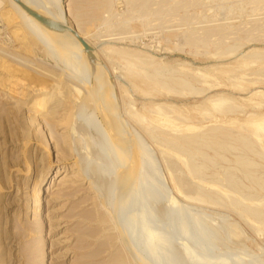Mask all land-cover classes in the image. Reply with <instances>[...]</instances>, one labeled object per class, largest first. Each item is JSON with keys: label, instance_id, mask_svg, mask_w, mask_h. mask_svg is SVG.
<instances>
[{"label": "rangeland", "instance_id": "374dc122", "mask_svg": "<svg viewBox=\"0 0 264 264\" xmlns=\"http://www.w3.org/2000/svg\"><path fill=\"white\" fill-rule=\"evenodd\" d=\"M97 1L21 0L47 25L0 4V264H112L120 252L129 264H264V222L242 211L264 213V190L235 164L239 151L198 176L188 153L161 140L213 125L243 134L263 153L249 158L264 178V127L252 132L264 120V0H109L88 21ZM137 54L149 73L158 67L194 90H153L132 74ZM33 72L44 84H31ZM54 76L61 93L49 125L25 103ZM100 78L115 92L110 104L87 98ZM219 97L233 110L215 112Z\"/></svg>", "mask_w": 264, "mask_h": 264}, {"label": "bare ground", "instance_id": "6f19581e", "mask_svg": "<svg viewBox=\"0 0 264 264\" xmlns=\"http://www.w3.org/2000/svg\"><path fill=\"white\" fill-rule=\"evenodd\" d=\"M19 1H21V0H19ZM3 2V0H0V4ZM12 7H15L16 8V10H17V12H18V14L20 15V17H22L24 20H29V15L26 13L27 11L16 1V0H12ZM135 3V2H134ZM111 5V4H110ZM95 8H96V10L94 11V12H92V14H90V16L87 18L86 16V18H87V20L88 21H94V20H97L98 18H99V15H100V11L101 10H104V9H106L107 10V8H109V0H98L97 1V3H95ZM111 8V7H110ZM111 10V9H110ZM110 10H109V12H110ZM91 11V10H90ZM108 12V11H107ZM89 13V12H88ZM88 15V14H87ZM101 16V15H100ZM22 18H21V20H22ZM101 18V17H100ZM25 22V21H24ZM26 26H27V24L26 23H24ZM28 27V26H27ZM218 32H220V31H218ZM211 34V33H210ZM4 37V36H3ZM201 37V36H200ZM194 40V39H193ZM238 40V39H237ZM195 41V40H194ZM189 46V45H188ZM112 47H109L108 49H111ZM117 48L118 47H116V51H120V49H118L117 50ZM104 50H106L105 48H103ZM113 49H114V47H113ZM234 49V48H233ZM233 49H229V51L231 52V51H234ZM115 50V49H114ZM113 50V51H114ZM110 51H112V49L110 50ZM228 51V52H229ZM130 52V51H129ZM132 52V51H131ZM226 52H227V50H226ZM225 52V53H226ZM229 52V54H231ZM237 52V51H236ZM120 53H125V51H123V49H121V51H120ZM135 53H136V51H135ZM224 53V54H225ZM50 54V53H49ZM132 54H134V53H132ZM140 54V53H139ZM128 55V54H127ZM143 55V54H142ZM222 55V54H221ZM51 56H52V54H51ZM115 56V55H114ZM129 56V55H128ZM131 56H133V55H131ZM131 56H129V57H131ZM139 56H141V55H139ZM138 56V54H137V56L136 55H134V57L133 58H135L136 59V62H134V63H131L130 64V66H134L135 68H133V70H131L132 71V74L133 75H137V74H142V76H141V80H143V76L146 78V77H148L149 79H151V81L153 80L154 82H149L148 81V83L151 85L152 83L154 84V83H158V84H160V85H162V86H164V87H166V86H168V87H172V86H174L175 88L177 87V88H187V89H191V90H194V88L191 86V84L187 81V80H185V79H183V78H180V77H178V76H171V77H168L167 78V76L165 77V75L162 73V69H159L158 67L156 68V67H154V68H152V67H149L148 65V67H149V70H150V68H151V70H150V73L148 72V71H146V69H144V67L146 66L145 64H147L146 63V61L148 62L149 60H147V56L145 55V58H141V57H139ZM150 57V56H149ZM132 58V57H131ZM152 59V58H151ZM153 60V59H152ZM134 61V60H133ZM153 62V61H152ZM151 62V63H152ZM33 64V63H32ZM140 64H143V65H141L140 66ZM21 65H24V66H26V64H23L22 62H21ZM145 65V66H144ZM150 65H152V64H150ZM30 66V65H29ZM144 66V67H143ZM162 66V65H161ZM27 67V66H26ZM143 67V68H142ZM163 68V67H162ZM23 69V68H22ZM17 70V69H16ZM19 70V69H18ZM17 70V71H18ZM32 70V69H31ZM147 70H148V68H147ZM17 71H15L14 73L15 74H17ZM21 71V73L20 74H22L23 76L25 75V73H27V75L26 76H28V75H30V74H28V72H26V69H25V71H24V69L23 70H20ZM19 71V72H20ZM28 71V70H27ZM130 71V72H131ZM36 72V71H35ZM35 72H33V73H31V74H34ZM69 72V71H68ZM67 72V73H68ZM30 73V72H29ZM64 73V72H63ZM143 73H144V75H143ZM38 75V73H35V75ZM70 74V73H69ZM12 75V74H11ZM35 75L34 76H31V77H33V78H31V84H32V79L34 80V81H37L38 82V84L40 83H42V84H44L43 83V81H42V77H41V79L40 78H38L39 76H37L36 75V77H35ZM40 75V74H39ZM128 75H131L130 73L128 74ZM132 76V75H131ZM139 76V77H140ZM135 77H137V76H135ZM23 78V77H22ZM131 78V77H130ZM133 78V77H132ZM131 78V79H132ZM25 79H26V77H25ZM137 79H139V78H137ZM43 80H44V78H43ZM134 80H136V78H134ZM146 80V79H145ZM145 80L143 81V82H145ZM148 80V79H147ZM140 81V80H139ZM30 82V81H29ZM81 82H83V81H81ZM100 87H99V91H100V93L99 94H95L94 96H93V87H91V86H89L88 87V90H87V88L86 87H84V89H85V91H86V93H87V98H89V96H91L93 99H98L102 104H110V103H112L113 101H115L114 99H115V92L113 91V87L110 85V83L109 82H107V81H105V80H103V79H101L100 78ZM148 83H145V85L146 84H148ZM37 84V83H36ZM77 84V83H76ZM139 84H141V85H144V84H142V81L139 83ZM157 84V85H158ZM33 85H34V83H33ZM47 86H45V87H41V88H43V90H39V92L37 93L36 92V98H34L31 102H26L25 104H27V105H29L30 104V109L31 110H33L35 113H38V114H42V119L44 120V122L45 123H48L49 125H50V123H54V121H55V119H54V116L52 115L53 113H54V109L55 108H57V103H59L60 101H59V97H58V95H56V93H55V91H54V89L56 88V87H59V86H57L56 85V78H55V76H54V78L50 81V82H48L47 84H46ZM66 85H69V84H66ZM78 85V84H77ZM77 85H75L74 87H73V90L75 91V93H77L76 94V98H77V95H78V97L79 96H81V95H85L86 96V94L85 93H83V91H82V89L80 88V86H77ZM83 85V84H82ZM86 85V84H85ZM85 85H83V86H85ZM150 85H148V86H150ZM72 86V85H71ZM137 86H138V84H137ZM136 86V87H137ZM13 87H14V85H13ZM151 87V86H150ZM149 87V88H150ZM153 87H154V89H153ZM153 87H151L153 90H155V84H154V86ZM158 87V86H157ZM144 88H146V87H144ZM148 88V89H149ZM150 88V89H151ZM56 89H58V88H56ZM55 89V90H56ZM53 90V91H52ZM139 90V89H138ZM152 90V91H153ZM175 90H177V89H175ZM174 90V91H175ZM5 91V90H4ZM7 92H9L10 94H12L13 96L15 95L16 96V94L18 93V90H16L15 88H12L11 86L10 87H8L7 86V90H6ZM57 91V90H56ZM6 92V93H7ZM59 92H60V87H59ZM140 92V91H139ZM149 92H150V90H149ZM165 92H167V91H165ZM30 93V92H29ZM61 93V92H60ZM71 93V92H70ZM142 93V92H141ZM144 93V92H143ZM151 94V93H150ZM170 94V93H169ZM145 95H148V94H145ZM211 96V95H210ZM85 98V97H84ZM90 99V98H89ZM88 99V100H89ZM95 99V100H96ZM84 100H86V99H84ZM25 101V100H24ZM87 101V100H86ZM214 101H215V103H214V106H215V108H216V110L217 111H215V112H218L219 111V113L221 112H227V111H232L233 110V107L235 106H232L233 104H232V102H231V104L228 102V99H226L225 97H219V98H216V99H214ZM234 102V101H233ZM75 103V102H74ZM77 103H78V101H77ZM82 103V102H81ZM83 104V103H82ZM81 106H83V105H81ZM108 107H111L110 105L109 106H107L106 108H108ZM72 109V108H71ZM99 110H100V113L103 115V116H107V111L105 112V110L103 109V108H98ZM129 109V108H128ZM162 109V108H161ZM163 109H164V107H163ZM162 109V110H163ZM161 110V111H162ZM178 110V109H177ZM126 111V110H125ZM170 111V110H169ZM173 111H174V109H173ZM172 111V112H173ZM180 111V110H179ZM214 111V110H213ZM42 112H45V113H42ZM81 112V111H80ZM128 112V111H127ZM133 112V111H132ZM178 112V111H177ZM179 113V112H178ZM125 114V113H124ZM132 114V113H131ZM77 115H78V112H77ZM176 115V114H175ZM132 116V115H131ZM168 116V115H167ZM263 116V115H262ZM135 117V116H134ZM180 117V116H179ZM253 117V116H252ZM259 118H261V116H258ZM137 118V117H136ZM131 119H132V117H131ZM134 119V118H133ZM138 119V118H137ZM179 119V118H178ZM181 120V119H180ZM262 120V119H261ZM37 121V120H36ZM253 123V122H252ZM140 124V123H139ZM263 124H264V120L263 121H260L259 120V122H255L254 123V125H253V130H252V132L254 133V134H256L257 136H260L261 134H260V132L263 130V128L262 127H264L263 126ZM251 126V125H250ZM220 127V126H219ZM219 127H214V125H213V128H212V126L210 127L211 128V130L210 131H206V132H209V133H205V134H202V133H204V132H202V133H200L201 135L200 136H197V135H184L183 137H179V138H176V139H174V137H173V139H170V138H168V140L166 139L167 137H165V135L166 134H164V133H166V132H164L163 131V133H162V135H164V137H165V139L163 138H161V140L164 142V143H166V145H168V146H170V147H173L174 149H176V150H179V151H182V152H184V153H188L189 155H190V160H189V162H186L187 163V167H188V169H189V171L192 173V174H195V175H201L203 172H204V170L206 169V167L208 166V165H213V164H215V162H216V160H218L219 158L220 159H222L223 158V153L226 151V152H232V151H239V153L237 154V156H236V162H235V164H237V166L239 167V169L244 173V175H245V177H247L252 183H254V184H257L261 189H263L264 190V178H260V177H258V176H256V165H255V163L249 158V154L250 153H255L256 155L258 154L259 156H261L263 153H261V152H257L256 151V147H258V146H256V143H254L252 140H250L248 137H244V136H242L241 134H239V136L237 137L236 135H234V134H232L231 132H229L228 130H225V129H221V127L219 128ZM261 128H262V130H261ZM208 129V128H207ZM231 129V128H230ZM146 130H147V132H148V134L151 136V137H154V138H156L157 137V135H159L160 133H158V134H156V136H155V133H154V130H153V128H148V127H146ZM161 131V130H160ZM157 132V131H156ZM264 133V132H263ZM171 134V133H170ZM161 135V136H162ZM241 135V136H240ZM246 135V134H245ZM177 137V136H176ZM157 140H159V137H158V139ZM255 141V140H254ZM165 146V145H164ZM205 148H212L214 151H215V156H214V158H209V157H207L206 156V154H205V152H204V149ZM259 148H261V146L259 147ZM261 149H263V151H264V143H262V148ZM260 151V150H259ZM177 153H179V152H177ZM195 156H200V157H202L203 158V160H204V163H202V164H198L197 162H195V160H194V158H192V157H195ZM183 158V157H182ZM187 161V160H186ZM77 163H78V161H77ZM76 162H75V164H77ZM65 164V163H64ZM64 168L66 169V168H68L66 165L64 166ZM260 170V169H259ZM262 170V169H261ZM59 172V170H56L55 171V173L57 174ZM193 176V175H192ZM174 177V176H173ZM139 180H140V177H139V179H138V182H139ZM226 180H227V182H228V184L230 185V186H232L233 188H237L238 187V183H237V181L231 176V175H229V174H227V177H226ZM96 185H94V187H95ZM133 186V185H132ZM40 190H41V187L40 188H37V192L39 191L40 192ZM99 196V195H98ZM195 197H197V196H195ZM193 198H194V196H193ZM213 199V198H212ZM199 200H201V199H199ZM214 200V199H213ZM101 201H102V199H101ZM203 201V200H202ZM242 211H244V212H250L252 215H254L255 216V218L256 219H258L259 221H261V222H264V213L262 212V211H258V210H256V209H242ZM98 214V213H97ZM97 217H98V221L99 222H102V223H104V222H106L107 220H106V217L104 216V215H100V216H98L97 215ZM43 219V218H42ZM95 220V219H94ZM262 224H264V223H262ZM231 228H233V227H231ZM234 229V228H233ZM215 231V230H214ZM231 231V230H230ZM232 232V231H231ZM232 234V233H231ZM235 234V233H234ZM233 235V234H232ZM236 235V234H235ZM111 263L112 264H129L128 263V258L125 256V255H123L121 252L120 253H116V254H114V255H112V258H111Z\"/></svg>", "mask_w": 264, "mask_h": 264}, {"label": "water", "instance_id": "95a60500", "mask_svg": "<svg viewBox=\"0 0 264 264\" xmlns=\"http://www.w3.org/2000/svg\"><path fill=\"white\" fill-rule=\"evenodd\" d=\"M26 11H28L30 14H32L34 17H36L37 19H40L41 21L44 22V20L35 12H33L32 10L28 9L23 3H21V1L16 0ZM45 23V22H44ZM46 24V23H45ZM47 25V24H46ZM49 25V24H48ZM50 26V25H49Z\"/></svg>", "mask_w": 264, "mask_h": 264}]
</instances>
